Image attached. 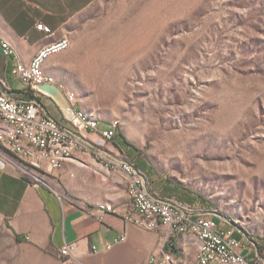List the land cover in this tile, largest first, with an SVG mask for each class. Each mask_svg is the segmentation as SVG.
<instances>
[{"label":"rangeland","instance_id":"1","mask_svg":"<svg viewBox=\"0 0 264 264\" xmlns=\"http://www.w3.org/2000/svg\"><path fill=\"white\" fill-rule=\"evenodd\" d=\"M69 36L53 55L65 102L118 121L148 187L181 186L197 200L173 199L264 256V0H93ZM0 264L65 263L0 219Z\"/></svg>","mask_w":264,"mask_h":264},{"label":"crops","instance_id":"2","mask_svg":"<svg viewBox=\"0 0 264 264\" xmlns=\"http://www.w3.org/2000/svg\"><path fill=\"white\" fill-rule=\"evenodd\" d=\"M92 1L0 0V92L15 98H33L12 73L13 67L29 64L44 46L65 36L70 38L74 19ZM38 23L49 26L52 33L38 29ZM3 40L13 48L10 55L4 53ZM57 61L52 55L44 62L46 75L58 76L62 65ZM39 104L44 115L65 123L64 108L54 97L41 94ZM86 137L87 144L78 139L89 148L75 146L73 157L61 168L55 169L42 160V182L36 176L0 166V219L7 227L22 241L49 250L65 264H157L167 253L173 255L170 264H198L199 243L193 235L173 232L157 219L140 223L141 216L129 195L131 177L120 165L111 164L122 162L123 154L132 158L131 147L121 142L120 149L113 139L106 144L95 133ZM0 145L4 147L1 137ZM37 157L36 152L32 158ZM30 165L39 167L31 161ZM136 167L143 178L142 174L150 179L141 162ZM146 188L156 199H173L162 183L153 180ZM99 202L112 204L117 211H100L95 207ZM178 203L184 205L182 201ZM127 215H133L134 221ZM67 243L74 244V257L69 260L59 253ZM108 244H112L111 248Z\"/></svg>","mask_w":264,"mask_h":264},{"label":"built area","instance_id":"3","mask_svg":"<svg viewBox=\"0 0 264 264\" xmlns=\"http://www.w3.org/2000/svg\"><path fill=\"white\" fill-rule=\"evenodd\" d=\"M37 28L40 30H47L50 27L43 23H38ZM60 46H71L70 38L65 36L60 41L49 44V50L40 54L37 60H31L29 64L18 63L13 67L12 73L22 80L27 87V91L31 93L33 98H15L5 92H0V114L14 116L17 120L18 128L36 133V140L34 141V144L36 145L47 146L48 144H54V138L86 137L88 133H95L101 139L111 141L118 132V121H109L105 125H102L99 120L91 121L80 115L78 110L72 109V111H68L64 109L62 111L65 123L60 124L56 120L43 114L42 108L39 104V98L40 95L45 92L42 91L39 86L44 83H54L55 81H48L40 75L38 60L46 54H53L56 49H60ZM2 47L6 55L12 53V46L10 43L2 41ZM6 149L9 151V146H6ZM12 154H14L23 164H18L7 157L0 158L4 161V164H0V166L5 167L7 163L12 162L17 167L36 176L38 181L42 182L41 174L43 171L40 170L41 162H39V167H31L30 158L24 156L23 153L19 152ZM68 156L73 157V154ZM119 163H122L124 168L130 170L134 175L135 188L131 191V198H139L142 203H147L150 206L160 208L161 210L164 208H186L188 213H195L194 222H186V220L177 217V223L171 225L173 232L175 228H181L182 225H194L199 229V235H201V240L205 245V257H199V264H216L217 260L222 259L253 261V264H261V260H264V256H253L245 252L247 246L243 240L235 236L233 229L223 226L220 222H217L214 217L199 213L173 199L161 200L152 197L146 188L144 178L136 171L133 163L127 160H122V162ZM62 166L63 164H57L55 165V169H59ZM29 167L37 173H33ZM96 204H100V211L112 212V210L106 209V203ZM121 239H124V237H121ZM111 246L112 244L107 245L108 248H111ZM59 253L61 257L65 258V260L73 258L74 244H65L60 249ZM163 256H170L171 259H173V255L164 254Z\"/></svg>","mask_w":264,"mask_h":264},{"label":"bare ground","instance_id":"4","mask_svg":"<svg viewBox=\"0 0 264 264\" xmlns=\"http://www.w3.org/2000/svg\"><path fill=\"white\" fill-rule=\"evenodd\" d=\"M46 33H52V29L48 28L44 30ZM5 41V40H3ZM60 41V40H59ZM5 43H9L5 41ZM55 43V42H54ZM53 44V43H51ZM11 45V44H10ZM70 46H60V49H56L53 54H46L44 57L39 58L38 60V68L40 69V75L46 78L48 81H54L52 76H48L43 71V64L44 62L52 55L58 54L67 50ZM49 50V44L41 48L36 55L33 57L32 60H37L38 56L42 54L44 51ZM13 52V48H12ZM59 102L63 101L61 91L53 87L51 93ZM78 113L85 118L91 121H98L93 116L88 115L84 111H79ZM113 121V120H112ZM119 128V124H118ZM0 137L1 141L5 143V147L9 146V150L13 153H23L24 156L30 158L31 164L35 166H39L42 164V160H45L55 168L57 164H64L65 161L70 159L68 155L73 154V148L75 146H80L81 148L87 147L86 144L81 142L80 140L84 141V139L80 137H58L54 138V144H48L47 146L44 145H36L34 141L36 140V133L29 132L22 128H18L17 120L14 116H7L5 114H0ZM80 140H79V139ZM37 152L38 157L32 158L33 154ZM1 153V152H0ZM0 164L3 165L4 161L0 159ZM112 165H120L131 177L130 184H129V195L131 198V191L135 188V179L134 175L130 170L125 169L122 163L112 162ZM132 205L137 211V213L141 216L140 223L145 224L148 220L157 219L161 223L168 225L172 228L171 224L177 223V217L181 218L182 220H186V222H194L195 221V213H188L186 208H164L161 210L160 208H156L150 206L147 203H142L139 198H131ZM104 203V202H99ZM95 207L100 209V204H97ZM106 209L112 210V212H116V208L109 203H106ZM126 218L130 221H134L133 215H127ZM174 232L178 233H187L193 235L198 243H199V255H198V264H199V257H205V245L201 240V235H199V229L194 225H182L181 228H175ZM165 255H172L171 253H167ZM152 262H155V258H152ZM172 259L170 256H162L161 259L156 261L157 264H170ZM216 264H253V261H242L237 259H222L217 260ZM261 264H264V260H261Z\"/></svg>","mask_w":264,"mask_h":264},{"label":"trees","instance_id":"5","mask_svg":"<svg viewBox=\"0 0 264 264\" xmlns=\"http://www.w3.org/2000/svg\"><path fill=\"white\" fill-rule=\"evenodd\" d=\"M113 142L116 146H118L120 149L121 147V142L125 143L133 148L134 151H137L138 149L136 147H133L131 143L121 134L119 131L117 134L113 137ZM135 155V152H134ZM164 186V191L170 195H175V197L180 198L182 201H189V202H194L197 200V197L195 195H192L189 191L186 189L182 188L179 185H172L170 181H166L163 183ZM217 222H220V220L217 217H214ZM234 234L236 237H239V234L234 231ZM16 239L18 241H22V238L16 235Z\"/></svg>","mask_w":264,"mask_h":264},{"label":"water","instance_id":"6","mask_svg":"<svg viewBox=\"0 0 264 264\" xmlns=\"http://www.w3.org/2000/svg\"><path fill=\"white\" fill-rule=\"evenodd\" d=\"M53 87H56V88H58L59 90H60V88L55 84V83H44V84H41L40 86H39V88L42 90V91H44L45 93H47V94H49V95H51L52 97H54L51 93H52V89H53ZM61 91V90H60ZM61 93H62V91H61ZM62 97H63V101L62 102H59L55 97V99L58 101V103L60 104V106H62L65 110H68V111H72V107L68 104V103H66L65 102V98H64V95H63V93H62ZM49 117L51 118V116L49 115ZM51 119H53V118H51ZM80 138H82V139H84L83 137H81V136H79Z\"/></svg>","mask_w":264,"mask_h":264}]
</instances>
